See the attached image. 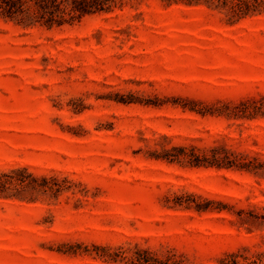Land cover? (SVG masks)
I'll list each match as a JSON object with an SVG mask.
<instances>
[{"label":"rangeland","instance_id":"1","mask_svg":"<svg viewBox=\"0 0 264 264\" xmlns=\"http://www.w3.org/2000/svg\"><path fill=\"white\" fill-rule=\"evenodd\" d=\"M252 101L264 7L100 0L61 26L0 19V173L52 189L0 194V264H254L264 115H234ZM223 149L260 171L188 162Z\"/></svg>","mask_w":264,"mask_h":264},{"label":"trees","instance_id":"2","mask_svg":"<svg viewBox=\"0 0 264 264\" xmlns=\"http://www.w3.org/2000/svg\"><path fill=\"white\" fill-rule=\"evenodd\" d=\"M188 4L204 3L207 6L225 8L230 17H243L249 14L258 13L264 7V0H183ZM100 9V0H0V19L11 20L23 26L35 24L47 27L71 24L88 12ZM238 117L254 118L264 115V104L252 101L243 102ZM216 150V149H212ZM185 157V156H183ZM246 157L237 156L228 149H223V155L214 153L211 158L205 156H194L188 162L192 165H216L218 167H234L241 170L259 172L262 164L256 162L255 158L245 160ZM178 159V156L174 158ZM20 169H12L9 173H0V194L12 192L7 195H18L21 190L32 188L39 192L51 191L47 183V177L40 176V183L32 184L25 176H14ZM32 181L35 177L27 174ZM48 187V188H47ZM58 190H55V192ZM263 254H258L257 259L252 260L254 264L262 261ZM232 260L231 264H236Z\"/></svg>","mask_w":264,"mask_h":264}]
</instances>
